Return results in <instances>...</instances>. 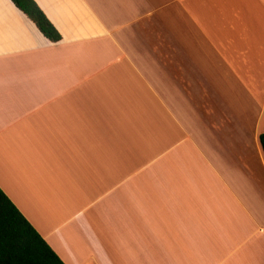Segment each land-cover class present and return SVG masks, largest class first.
<instances>
[{
  "label": "crops",
  "instance_id": "obj_1",
  "mask_svg": "<svg viewBox=\"0 0 264 264\" xmlns=\"http://www.w3.org/2000/svg\"><path fill=\"white\" fill-rule=\"evenodd\" d=\"M0 0V188L65 264H264V0Z\"/></svg>",
  "mask_w": 264,
  "mask_h": 264
},
{
  "label": "trees",
  "instance_id": "obj_2",
  "mask_svg": "<svg viewBox=\"0 0 264 264\" xmlns=\"http://www.w3.org/2000/svg\"><path fill=\"white\" fill-rule=\"evenodd\" d=\"M52 42L60 34L34 0H11ZM264 154V132L259 135ZM0 264H65L0 188Z\"/></svg>",
  "mask_w": 264,
  "mask_h": 264
}]
</instances>
